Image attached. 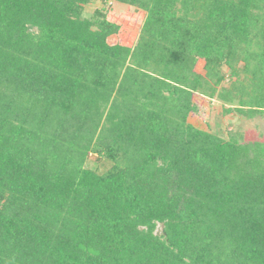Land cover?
<instances>
[{"label":"trees","instance_id":"trees-1","mask_svg":"<svg viewBox=\"0 0 264 264\" xmlns=\"http://www.w3.org/2000/svg\"><path fill=\"white\" fill-rule=\"evenodd\" d=\"M93 1L0 0V264H264V142L196 117H264V0Z\"/></svg>","mask_w":264,"mask_h":264},{"label":"rangeland","instance_id":"rangeland-1","mask_svg":"<svg viewBox=\"0 0 264 264\" xmlns=\"http://www.w3.org/2000/svg\"><path fill=\"white\" fill-rule=\"evenodd\" d=\"M102 8L101 0H96L89 3L85 7L84 16L92 17L93 13ZM108 19L121 26L119 35L113 37L111 42L125 43L132 45L137 40L143 23L145 21L146 12L137 9L133 6L121 4L115 2V0H108L106 4ZM205 60H199L196 65V71L205 74ZM225 71L228 68L224 67ZM225 86L228 85L226 81ZM196 102L206 109L204 113H199L196 116L199 120V124L206 127L205 124H209L216 130L217 133L228 138L232 133H239L241 141H259L264 142V117H256L254 119H244L236 113L224 114L222 112L221 103L217 100H210L204 96H197ZM209 111V114H208ZM201 122V123H200ZM200 125V126H201ZM110 166L109 162L99 160L96 155H90L87 167L98 169L100 172L105 171ZM161 232V226H159L157 233Z\"/></svg>","mask_w":264,"mask_h":264}]
</instances>
